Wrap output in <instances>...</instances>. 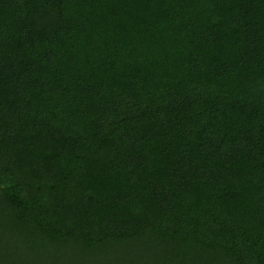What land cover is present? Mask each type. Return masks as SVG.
<instances>
[{
	"label": "trees",
	"instance_id": "1",
	"mask_svg": "<svg viewBox=\"0 0 264 264\" xmlns=\"http://www.w3.org/2000/svg\"><path fill=\"white\" fill-rule=\"evenodd\" d=\"M0 264H264V0H0Z\"/></svg>",
	"mask_w": 264,
	"mask_h": 264
}]
</instances>
